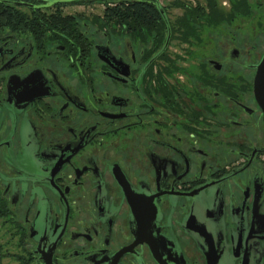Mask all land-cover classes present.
<instances>
[{
	"label": "flooded vegetation",
	"instance_id": "obj_1",
	"mask_svg": "<svg viewBox=\"0 0 264 264\" xmlns=\"http://www.w3.org/2000/svg\"><path fill=\"white\" fill-rule=\"evenodd\" d=\"M89 1L0 0V264H264V0Z\"/></svg>",
	"mask_w": 264,
	"mask_h": 264
},
{
	"label": "rangeland",
	"instance_id": "obj_2",
	"mask_svg": "<svg viewBox=\"0 0 264 264\" xmlns=\"http://www.w3.org/2000/svg\"><path fill=\"white\" fill-rule=\"evenodd\" d=\"M111 1L112 0H92V1H89V3H86V4L83 3V4H84V6H88V8H93L95 13L96 12L99 13L102 9V6H105L108 2H111ZM164 1H166L170 4L173 3V5H178L177 3L174 2L175 0H164ZM188 1H192V0H188ZM217 1H218L219 6H223V3L227 2V0H217ZM201 2L203 3V1H201ZM83 4H82V6H83ZM69 6H71V7H69L71 10H75V9L77 10V9L81 8L80 7L81 5H79V3H73V4H70ZM223 7H227V6L224 5ZM175 12H176V9L173 10V15ZM0 239H1V236H0ZM14 250H15V248H9V251H14Z\"/></svg>",
	"mask_w": 264,
	"mask_h": 264
},
{
	"label": "water",
	"instance_id": "obj_3",
	"mask_svg": "<svg viewBox=\"0 0 264 264\" xmlns=\"http://www.w3.org/2000/svg\"><path fill=\"white\" fill-rule=\"evenodd\" d=\"M257 85L264 86V58L258 68Z\"/></svg>",
	"mask_w": 264,
	"mask_h": 264
},
{
	"label": "trees",
	"instance_id": "obj_4",
	"mask_svg": "<svg viewBox=\"0 0 264 264\" xmlns=\"http://www.w3.org/2000/svg\"><path fill=\"white\" fill-rule=\"evenodd\" d=\"M107 12H108V13H112V10L108 9Z\"/></svg>",
	"mask_w": 264,
	"mask_h": 264
}]
</instances>
